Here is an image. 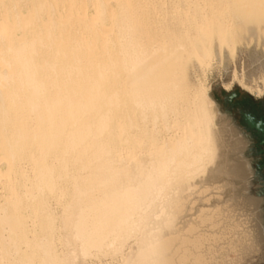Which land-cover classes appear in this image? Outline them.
<instances>
[{
  "label": "bare ground",
  "instance_id": "bare-ground-1",
  "mask_svg": "<svg viewBox=\"0 0 264 264\" xmlns=\"http://www.w3.org/2000/svg\"><path fill=\"white\" fill-rule=\"evenodd\" d=\"M245 34L264 40V0H0V264L259 252L208 82Z\"/></svg>",
  "mask_w": 264,
  "mask_h": 264
},
{
  "label": "rangeland",
  "instance_id": "rangeland-1",
  "mask_svg": "<svg viewBox=\"0 0 264 264\" xmlns=\"http://www.w3.org/2000/svg\"><path fill=\"white\" fill-rule=\"evenodd\" d=\"M196 73L200 75L199 77H203L200 71L196 70ZM242 81L251 85L254 88L253 91L243 87ZM208 82L211 97L216 103V123L218 129H222L220 133L224 135L227 142L226 148L229 145L220 162L227 167L230 163L231 165H237L240 162L249 163L250 174L243 181L232 176L234 174L229 176L228 181L237 185L234 193L243 195L242 197L246 199L251 197L259 200H257L259 202L257 211L260 217L258 228L263 229L264 237V194L261 193L264 186V170L258 168L264 162V155H262L264 144L261 143L260 138L256 137V132L248 128L242 115L243 111L264 115V95H259L256 89L257 85L264 88L263 38L245 34L237 44L234 57L226 54L222 60L216 56L208 73ZM231 191L230 188L227 189L226 195L231 194ZM246 207L250 209L249 206ZM262 244L259 252L249 258L245 264H264V240Z\"/></svg>",
  "mask_w": 264,
  "mask_h": 264
},
{
  "label": "water",
  "instance_id": "water-1",
  "mask_svg": "<svg viewBox=\"0 0 264 264\" xmlns=\"http://www.w3.org/2000/svg\"><path fill=\"white\" fill-rule=\"evenodd\" d=\"M242 115L246 125L249 128L256 130L258 134L262 135V142L264 143V122L261 119H257L256 117H254L248 111H243Z\"/></svg>",
  "mask_w": 264,
  "mask_h": 264
},
{
  "label": "flooded vegetation",
  "instance_id": "flooded-vegetation-1",
  "mask_svg": "<svg viewBox=\"0 0 264 264\" xmlns=\"http://www.w3.org/2000/svg\"><path fill=\"white\" fill-rule=\"evenodd\" d=\"M254 117H256L257 119H261L263 122H264V115H257V114H252ZM249 128V127H248ZM249 129H251V128H249ZM252 130H254V129H252ZM256 133V137H258V138H260L261 139V143L262 144H264L263 142H262V140H263V137H262V135L261 134H258L257 133V131L256 130H254ZM262 155H264V151H263V153H262ZM264 159V158H263ZM258 168H259V170H264V162H262L259 166H258ZM264 179V178H263ZM263 184H264V182H263ZM261 193L262 194H264V186H263V188H262V191H261Z\"/></svg>",
  "mask_w": 264,
  "mask_h": 264
},
{
  "label": "trees",
  "instance_id": "trees-1",
  "mask_svg": "<svg viewBox=\"0 0 264 264\" xmlns=\"http://www.w3.org/2000/svg\"><path fill=\"white\" fill-rule=\"evenodd\" d=\"M249 98V96L247 95V99Z\"/></svg>",
  "mask_w": 264,
  "mask_h": 264
}]
</instances>
